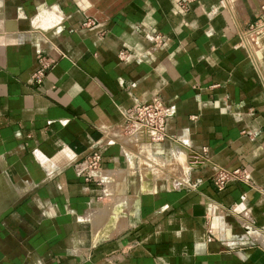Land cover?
Listing matches in <instances>:
<instances>
[{
    "label": "crops",
    "instance_id": "1",
    "mask_svg": "<svg viewBox=\"0 0 264 264\" xmlns=\"http://www.w3.org/2000/svg\"><path fill=\"white\" fill-rule=\"evenodd\" d=\"M175 1L0 0V264H264V0ZM154 96L161 142L125 118Z\"/></svg>",
    "mask_w": 264,
    "mask_h": 264
},
{
    "label": "built area",
    "instance_id": "2",
    "mask_svg": "<svg viewBox=\"0 0 264 264\" xmlns=\"http://www.w3.org/2000/svg\"><path fill=\"white\" fill-rule=\"evenodd\" d=\"M196 0H176L175 7L179 13H185L189 6ZM264 14V7H262ZM264 27V22L259 21L251 26V31L257 33ZM154 43L160 42L159 36L152 37ZM127 53L121 51L118 55L123 60ZM55 62L41 54L36 55V68L31 75V84L35 87L42 85L45 77L54 67ZM174 115L173 108L164 102L160 97H151L143 104L135 105L125 113L130 132L144 130L148 133V140L161 142L167 139L166 123ZM207 149L203 148L201 153L191 155V166L194 168L209 167L213 173L211 183L217 191H223L226 186L232 182L249 183L248 173L242 168L231 170L218 168L212 165L208 159ZM102 163L101 154L98 151H92L80 163L75 166L77 173L83 175L85 182H93L96 186L101 187V183L94 179L93 174L100 171ZM179 187V186H178Z\"/></svg>",
    "mask_w": 264,
    "mask_h": 264
}]
</instances>
